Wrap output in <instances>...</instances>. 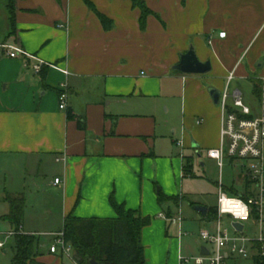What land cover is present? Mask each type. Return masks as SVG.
Masks as SVG:
<instances>
[{"label":"crops","instance_id":"0c3cea01","mask_svg":"<svg viewBox=\"0 0 264 264\" xmlns=\"http://www.w3.org/2000/svg\"><path fill=\"white\" fill-rule=\"evenodd\" d=\"M88 1L111 22L110 29L85 0H15L13 26L7 0L0 43L20 46L69 76L49 68L35 74L23 58L0 52V165L7 172L20 171L24 181L34 178L37 189L52 191V209L63 222L71 213L86 219L115 217L112 197L151 218L142 233L146 263L178 264L176 253L172 259L164 252L150 259L146 231L152 238L168 234L159 216L164 209L169 217L178 215L180 206L168 208L159 196L182 199L178 192L188 178L183 170L191 162L182 153L158 149L156 119L164 111L178 115L190 149L217 148L222 115L208 89L222 93L231 73L236 77L230 91H239L243 101L241 82L251 86L253 96V82L262 85V99L254 96L256 104L246 105L252 117H264V0H143L154 13L145 30L140 10L130 1ZM221 32L227 33L225 39ZM191 48L200 62L211 63L210 73L174 71ZM64 84L69 97L67 108L60 110ZM247 184L240 167L231 187L221 176L217 189L221 185L225 192L242 194ZM202 218L201 230L209 226L214 232V222ZM22 230L40 234L25 231V218ZM49 241L38 257L41 264H47V256L65 264L59 253H50ZM202 244L200 255L211 248Z\"/></svg>","mask_w":264,"mask_h":264},{"label":"built area","instance_id":"2783aa9c","mask_svg":"<svg viewBox=\"0 0 264 264\" xmlns=\"http://www.w3.org/2000/svg\"><path fill=\"white\" fill-rule=\"evenodd\" d=\"M219 37L225 39L227 33L221 32ZM0 52L10 59L23 58L25 66L31 68L35 74L39 75L45 68H49L69 76L68 71L45 62L20 46L0 43ZM31 62L34 64L31 65ZM235 77L234 73L228 76L225 89L221 93L218 105L222 115L220 142L217 148L208 150L207 157L217 161L220 168L226 159L238 163L248 179L247 189L242 194L231 195L220 185L215 231L203 229L199 233L200 240L211 248L207 250V255L195 258L179 256L178 264H229L235 257L253 260L256 256L264 258V117H252L251 109L244 103L242 94L239 91H230ZM68 97L67 85L64 84L58 96L60 110L67 108ZM54 184L59 185L60 180L56 179ZM159 218L177 227L179 238L182 237L181 214L173 217L160 214ZM224 218L228 219V227L223 223ZM250 221L257 227L256 237L246 235L244 223ZM234 224H241L242 232L234 228ZM17 234V231L11 230L6 236L14 238ZM49 235L53 240L51 254L59 253L70 264H80L75 258L73 247L65 242L62 230ZM4 247V243L0 242V248Z\"/></svg>","mask_w":264,"mask_h":264},{"label":"rangeland","instance_id":"374dc122","mask_svg":"<svg viewBox=\"0 0 264 264\" xmlns=\"http://www.w3.org/2000/svg\"><path fill=\"white\" fill-rule=\"evenodd\" d=\"M6 2L7 0H0V22H7ZM222 12L225 13L224 11ZM236 12L237 14L243 13V16L245 15L244 12ZM241 17L242 16H240L239 19H241ZM238 82L239 81H235L233 83V89ZM241 85L245 104L250 105L252 102L256 104L255 95L253 96L252 92L249 90L251 86L245 83L247 86L245 87L242 82ZM156 120L158 128V149L163 150V153L174 151L175 155H177V153L178 155L182 153L183 156L187 157L192 165V177L184 179L183 188L178 192L181 194V200L179 198H172V200L164 202V204L168 205V208H179L180 206L179 212L183 219L182 237L179 238V229L169 225L168 222H166L168 234H163L161 238H157V236L152 238L150 231H146V237L149 238V256L151 257L150 259H153L164 252L168 255L169 259H172L175 253L177 258L178 256H182L183 258H195L200 256L201 247L204 246L199 238V233L204 227L203 218L195 211V207L203 206L211 211L215 210L218 203L217 185L220 182L221 176L223 184L228 188L231 187L232 182L235 180L240 170V165L238 163L231 165L229 160H225L224 167L220 170L217 162L208 159L207 149H197L198 153L190 149L189 146L186 145L182 123L178 115L174 116L171 113L167 116L164 111ZM172 141H176L179 147L176 145L174 147ZM200 162L205 166L202 167ZM20 175V171L7 172L4 170L3 166L0 165V242L5 245L4 248H0V264H11L14 255L13 247L15 240L13 237L6 236V233L10 232L12 229L10 225L4 221V217L9 211V203L7 201L9 197L23 196L25 198V231H37L40 233L37 235V237H39V244L37 246L39 255L44 252L43 246H48L50 244L49 239L51 236L49 234L57 233L63 228V218L52 209L50 203L53 196L52 191H48L45 187L37 189L34 178H28L24 181ZM29 176L31 177V175ZM49 179H51L50 176ZM41 180L42 179L37 178V181L41 182ZM250 188L253 189V187ZM240 189L241 188H238L239 191H242ZM165 211L166 209L162 210V213L166 214ZM227 222L228 219L224 218L223 223L226 227H228ZM244 226L246 235L250 237L257 236V227L253 221L244 223ZM210 228L211 227L208 226L206 229L210 230ZM21 233L27 234L23 230ZM174 240H177V244L174 243ZM45 262L47 264H57L58 259L55 256H47ZM36 263L41 264L39 258L36 259ZM65 264H70V262L65 259ZM229 264H254V261L251 258L235 257Z\"/></svg>","mask_w":264,"mask_h":264},{"label":"trees","instance_id":"16d2710c","mask_svg":"<svg viewBox=\"0 0 264 264\" xmlns=\"http://www.w3.org/2000/svg\"><path fill=\"white\" fill-rule=\"evenodd\" d=\"M134 8L141 12L140 27L146 29V20L154 13L148 8L143 0H128ZM91 10L97 13L103 26L111 28V22L98 13L94 6L85 0ZM8 11L12 25H15V0H9ZM253 93L258 99H262V85L253 82ZM192 167L187 161L184 167V177H192ZM235 195V192H227ZM167 198L160 194L159 203L163 204ZM9 213L4 217L13 230L18 234L14 237L12 264H37L36 259L40 256L37 250L39 237L31 234L21 233L24 218L26 200L23 196L9 197ZM115 212L113 218H80L73 213L69 214L61 229L64 240L74 249L75 258L80 264H91L94 260L98 264H147L145 260L144 247L142 244L143 230L148 227L152 219L143 217L138 211L127 209L125 205L118 204L113 197L110 200ZM210 221L217 219V209L208 210L206 216ZM259 248V245H256ZM254 264H264V258L256 256Z\"/></svg>","mask_w":264,"mask_h":264},{"label":"water","instance_id":"95a60500","mask_svg":"<svg viewBox=\"0 0 264 264\" xmlns=\"http://www.w3.org/2000/svg\"><path fill=\"white\" fill-rule=\"evenodd\" d=\"M212 70L210 62L202 63L198 60L196 53L193 48L189 50L188 53L181 56L180 63L174 67V71L180 72L184 75H207ZM212 102L215 106L219 105L221 98V92L215 88L208 89ZM193 147H196V144H193ZM195 210L200 213L203 217L208 215V208L203 206L195 207ZM239 232H242L243 226L241 224H234ZM202 255H207L205 249L202 250ZM91 264H98L94 260L91 261Z\"/></svg>","mask_w":264,"mask_h":264}]
</instances>
